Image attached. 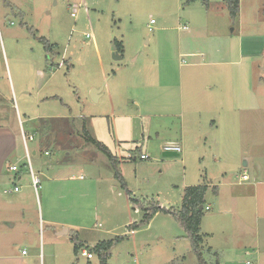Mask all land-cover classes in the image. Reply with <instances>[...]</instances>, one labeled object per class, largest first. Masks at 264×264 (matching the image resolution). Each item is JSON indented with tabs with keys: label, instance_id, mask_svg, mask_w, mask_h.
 <instances>
[{
	"label": "rangeland",
	"instance_id": "rangeland-1",
	"mask_svg": "<svg viewBox=\"0 0 264 264\" xmlns=\"http://www.w3.org/2000/svg\"><path fill=\"white\" fill-rule=\"evenodd\" d=\"M209 56L222 63L208 66ZM213 68L223 105L191 114L184 101L205 96L203 73ZM195 69L202 82L192 94L185 78ZM84 122L121 157L127 189L145 206L178 209L186 186L210 184L201 224L208 262L264 264V0H240L236 17L226 0H0V164L17 162L26 185L28 150L42 179L38 194L4 195L39 220L62 222L57 232L71 230L52 243L38 229V245L16 253L26 250L33 264H101L76 253L70 237L90 251L120 236L109 264H199L172 214L129 227L145 212L107 155L85 141ZM182 128L187 153L167 155Z\"/></svg>",
	"mask_w": 264,
	"mask_h": 264
},
{
	"label": "crops",
	"instance_id": "crops-1",
	"mask_svg": "<svg viewBox=\"0 0 264 264\" xmlns=\"http://www.w3.org/2000/svg\"><path fill=\"white\" fill-rule=\"evenodd\" d=\"M184 26H187V28H184ZM184 26L182 27L183 29L185 30L189 29L188 25H184ZM187 54H191L192 56H194L195 54L196 56H199L202 59L206 56L205 52H200V53L188 52ZM209 57H210V60L207 62L208 66H211V67L218 66L219 63H222L220 60L212 59L211 56ZM202 63L203 61L195 62L194 64L203 65ZM209 71L211 72V75H212L210 77L207 75V73H203L205 74L204 80L210 81L209 85H205L206 87L204 86L206 92L204 91L203 92L205 96L200 97V94L196 93V96L192 98L190 97L187 100L185 99L184 108L186 111L188 110L191 113V112H196V111L199 112L202 109V110L211 112V111H215L217 106L223 105L222 92L218 91V93H213L212 91L213 81H216L220 77L221 72H217L214 68L209 69ZM197 73L198 71L196 69L189 70L186 73L187 80L185 78V87H186V90L188 89V91H190V93L192 94L193 92H195L193 91L195 89H192V88L195 86L196 81L200 79V83L202 82V79L200 78V73L199 75H197ZM212 77H215V79L212 80ZM220 79L222 78L220 77L219 80ZM219 80H217V83ZM207 90H210L211 92ZM206 100H208V103H206ZM211 120H212L211 126H214L216 121L214 118H212ZM188 122L190 124L192 123L191 120H188ZM168 142H171V141H168ZM173 142L178 143L182 147V150L186 151L187 153L189 146L187 143V138L185 135L184 128H182L181 140L173 141ZM116 157L119 159V161L121 160L120 159L121 157H118V156ZM16 164L19 165L17 162H14L11 165H9L8 170H4V167H3L4 164L3 165L0 164V264H33L34 256L32 255L28 256L29 252H27L26 250H23L21 253H18V254L16 253L17 250L18 251L20 250V246L22 244L26 242L30 245L32 249L36 245H38L39 230L43 234V236L44 234H47L48 241L52 243H54L57 240L56 238H59L60 236H62V234L70 235L71 230L69 228H65L64 231L57 232V229H58L57 226L63 225L62 222H59L50 217H47L46 220L42 218L39 220L38 217L35 215L34 210H30V207L24 206V204H22V202L19 200V197H15V198L5 197L4 194H9V192H5V190H8L9 188L8 186H11L9 189L14 188L15 186H19L20 190L13 191V192L15 193L23 192V194L25 195L30 194L31 189L33 188L31 184V177L28 179V182L24 186L18 182L19 180L23 178V174L21 173L22 169L20 165H19L20 167L19 171H13L11 169V167ZM40 173L42 174L41 171ZM244 174H242V176ZM47 179L57 180V177H53V178L49 177ZM10 182H12V185ZM198 184H207L208 189L209 187H211L210 184L206 182L205 183L200 182V183L192 184V185H198ZM4 187H8V188H4ZM205 205H206V199H205ZM161 207H166V206L161 204ZM171 207H174V206H171ZM133 209L135 208L133 207ZM206 210H210L208 208V205L205 206V212ZM45 226H47V229ZM203 233L206 235L205 236V239H206V237L208 236V233L207 232H203ZM70 240H71V237H70ZM56 253H55V259H56Z\"/></svg>",
	"mask_w": 264,
	"mask_h": 264
},
{
	"label": "trees",
	"instance_id": "trees-1",
	"mask_svg": "<svg viewBox=\"0 0 264 264\" xmlns=\"http://www.w3.org/2000/svg\"><path fill=\"white\" fill-rule=\"evenodd\" d=\"M227 5L231 11L233 17H236L239 13V4L240 0H226ZM117 50L122 52L124 50V45L116 42ZM51 48V46H48ZM85 141L94 144L98 149L103 151L109 160L112 163V166L115 171L116 178L122 183L123 187L127 189L126 182L124 177L120 171L119 159L112 153L110 148L105 145L103 142L95 139L91 133L86 128V122H84V134H83ZM166 153V152H165ZM143 155V153L141 154ZM178 155V154H176ZM135 158V157H133ZM215 189V187H214ZM208 190L207 184H198V185H190L184 189L182 205L180 208L176 209L171 207L169 209L165 207H161L159 204H149L147 206L143 205L140 200L134 198L132 192L127 189L129 199L131 200L134 206L142 207L144 210L143 220L140 224L133 223L130 224L129 227L132 230H136L139 225L147 224L151 221L153 216L158 213L159 211L166 212L168 214H172L179 224L184 228L186 232V238L189 240L191 244V250L196 253L198 257L199 264H219L218 260L215 262H208L205 253H204V246L203 243L205 241V234L201 230L202 219L205 215V195ZM202 206V208H200ZM73 239V240H72ZM122 237L118 236L111 240H102L98 242L92 249L91 252L97 254L101 259V264H109V257H110V249L112 248L113 244L116 241L121 240ZM74 242V249L77 253L80 249L83 248V242L78 241V238H71ZM82 247V248H81Z\"/></svg>",
	"mask_w": 264,
	"mask_h": 264
},
{
	"label": "built area",
	"instance_id": "built-area-1",
	"mask_svg": "<svg viewBox=\"0 0 264 264\" xmlns=\"http://www.w3.org/2000/svg\"><path fill=\"white\" fill-rule=\"evenodd\" d=\"M155 23V19H151L150 21V24H154ZM151 25H149V28L150 30H152V27ZM184 28H187V26H184ZM87 37H90L89 34L86 35ZM23 139H24V142L25 144L27 143V136L23 133ZM30 140H33L34 139V136L31 135L29 137ZM164 150L166 153H175V154H179L180 152H182V147L176 143V142H167L165 145H164ZM150 156L148 154H143L142 155V158L144 159H148ZM27 160H28V164H29V169H30V174H31V180H32V186L34 187V190L36 192V194H38V191L39 189L42 187V179L41 177L34 171L33 169V166H32V161H31V156L27 150ZM11 169L13 171H19L20 167L19 165H13L11 167ZM249 178L248 174L245 173L243 176H242V179L243 180H247ZM20 190V187L19 186H15L14 188L12 189H8V190H5V192H13V191H19ZM81 253L83 256H86L88 259H92L94 258V253L91 252V251H88L87 249L85 248H82L81 249ZM248 264H255L254 262H250L248 261L247 262Z\"/></svg>",
	"mask_w": 264,
	"mask_h": 264
},
{
	"label": "water",
	"instance_id": "water-1",
	"mask_svg": "<svg viewBox=\"0 0 264 264\" xmlns=\"http://www.w3.org/2000/svg\"><path fill=\"white\" fill-rule=\"evenodd\" d=\"M117 49V46H116V44L114 45V56H115V58H121V56L119 55V53H118V51L116 50ZM97 91V90H96ZM94 94H96V92L94 93ZM95 99H96V97H95ZM167 155H176L175 153H166ZM200 208H202V206L200 207ZM66 231V230H65Z\"/></svg>",
	"mask_w": 264,
	"mask_h": 264
}]
</instances>
